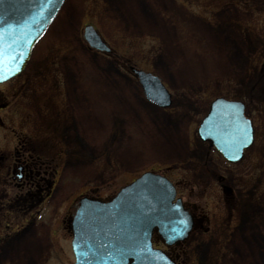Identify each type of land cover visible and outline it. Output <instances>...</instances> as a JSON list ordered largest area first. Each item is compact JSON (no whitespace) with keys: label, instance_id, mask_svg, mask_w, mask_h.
<instances>
[{"label":"rangeland","instance_id":"rangeland-1","mask_svg":"<svg viewBox=\"0 0 264 264\" xmlns=\"http://www.w3.org/2000/svg\"><path fill=\"white\" fill-rule=\"evenodd\" d=\"M85 23L161 80L169 104L149 101L121 58L87 47ZM184 65L196 66L185 79ZM221 95L253 122L235 163L196 134ZM31 137L45 152L60 145L61 165L43 208L7 202L15 188L1 196L0 264H71L58 223L72 199L104 198L152 168L202 214L180 248L187 264H264V0H64L23 72L0 83L1 181L18 139Z\"/></svg>","mask_w":264,"mask_h":264},{"label":"water","instance_id":"water-1","mask_svg":"<svg viewBox=\"0 0 264 264\" xmlns=\"http://www.w3.org/2000/svg\"><path fill=\"white\" fill-rule=\"evenodd\" d=\"M63 0H0V82L18 74L31 49L52 22ZM83 38L97 50L108 51L92 24ZM146 98L169 104V93L151 72L131 67ZM241 101L214 97L197 126L228 161H237L252 142V127ZM173 183L163 174L143 171L108 199L81 196L71 214L72 264H176L166 251L152 245V232L170 245L183 240L195 221Z\"/></svg>","mask_w":264,"mask_h":264},{"label":"flooded vegetation","instance_id":"flooded-vegetation-1","mask_svg":"<svg viewBox=\"0 0 264 264\" xmlns=\"http://www.w3.org/2000/svg\"><path fill=\"white\" fill-rule=\"evenodd\" d=\"M108 44L111 49L106 54L114 56V59L112 60H117V57L119 58V54L115 51L114 47L109 42ZM121 61L122 62L116 63H119V66L124 69L123 71L128 77L132 76L129 66L130 64H135L124 58H121ZM42 141V138L32 139V137L27 139H18V146L24 152L15 149L14 161L10 162V164L6 167V170L4 172L5 174L2 177V181L0 180V185L6 188L3 193H0V198L2 195L5 196L7 193H9V190H13L11 188H15V193H11V198H9L7 202H13L14 206L22 205L23 208L36 207L37 210L45 206V201L48 200V196L50 195L55 185L56 177L59 172L58 169L61 165V147L60 145L55 144L53 141H48V143L50 144L49 146H51V148L49 149L50 152H45V150L43 151L41 147ZM8 188L10 189L8 190ZM82 194L88 195L89 193L87 192ZM177 195L182 198L183 203L187 209H193V211H195L194 209L196 208V205L194 204V202L187 201L188 197L182 196V192L178 190V186ZM76 200L77 199L74 198L72 199V201L70 202L71 206L69 210L73 209ZM68 217H62L60 219V222L58 223V227L61 229V241L65 240L64 234H66V232H68L70 235ZM195 217L202 219V214H199V216H197V214L195 213ZM26 219L27 218L25 217L23 222H25ZM27 221H29V219H27ZM154 242L157 245L162 246L159 240L155 239ZM184 242L171 245L167 248L169 254L172 255V257L179 264H187L184 257L181 256L182 251L180 250ZM62 245L63 244L61 243V250Z\"/></svg>","mask_w":264,"mask_h":264},{"label":"bare ground","instance_id":"bare-ground-1","mask_svg":"<svg viewBox=\"0 0 264 264\" xmlns=\"http://www.w3.org/2000/svg\"><path fill=\"white\" fill-rule=\"evenodd\" d=\"M55 19V18H54ZM35 46V45H34ZM34 48V47H33ZM33 50V49H32ZM218 65V64H217ZM192 68H190V67H187V65L185 66L184 65V67L181 69V71H180V76L182 77V78H187V76L188 75H190V74H192L194 71H195V69H196V66H191ZM129 155V157L131 158V157H133V156H131L130 154H128ZM130 160V159H129Z\"/></svg>","mask_w":264,"mask_h":264},{"label":"snow or ice","instance_id":"snow-or-ice-1","mask_svg":"<svg viewBox=\"0 0 264 264\" xmlns=\"http://www.w3.org/2000/svg\"><path fill=\"white\" fill-rule=\"evenodd\" d=\"M0 65H2V59H0Z\"/></svg>","mask_w":264,"mask_h":264},{"label":"trees","instance_id":"trees-1","mask_svg":"<svg viewBox=\"0 0 264 264\" xmlns=\"http://www.w3.org/2000/svg\"><path fill=\"white\" fill-rule=\"evenodd\" d=\"M183 257V256H182ZM185 259V258H184ZM186 260V259H185Z\"/></svg>","mask_w":264,"mask_h":264}]
</instances>
